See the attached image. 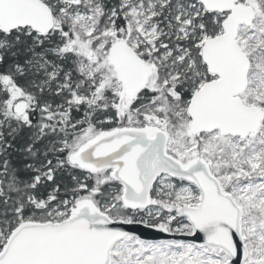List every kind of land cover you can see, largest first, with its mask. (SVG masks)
Listing matches in <instances>:
<instances>
[{
	"label": "snow or ice",
	"instance_id": "snow-or-ice-1",
	"mask_svg": "<svg viewBox=\"0 0 264 264\" xmlns=\"http://www.w3.org/2000/svg\"><path fill=\"white\" fill-rule=\"evenodd\" d=\"M0 264H264V0H0Z\"/></svg>",
	"mask_w": 264,
	"mask_h": 264
}]
</instances>
